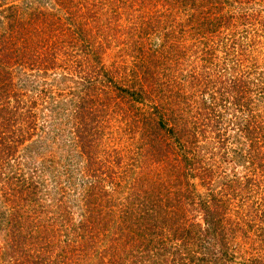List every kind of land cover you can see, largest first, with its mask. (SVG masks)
<instances>
[{
	"label": "rangeland",
	"instance_id": "374dc122",
	"mask_svg": "<svg viewBox=\"0 0 264 264\" xmlns=\"http://www.w3.org/2000/svg\"><path fill=\"white\" fill-rule=\"evenodd\" d=\"M224 3L247 26L264 23V0ZM176 18L185 22L187 11L157 6L151 14L138 0H0V264H264V190L248 198L247 139L225 130L235 115L219 117L226 150L193 113L204 98L164 112L180 133L199 125L194 151L184 155L202 164L188 174L180 153L174 175L159 145H173L176 134L155 124L151 87L135 94L142 66L154 67L149 48L167 69L165 91L191 84L196 48L166 56L161 37L145 33L148 23ZM228 36L223 28L217 40L228 46ZM238 52L230 59L241 60L243 77L264 72ZM83 105L91 108L86 119ZM212 209L225 216L220 227Z\"/></svg>",
	"mask_w": 264,
	"mask_h": 264
},
{
	"label": "trees",
	"instance_id": "16d2710c",
	"mask_svg": "<svg viewBox=\"0 0 264 264\" xmlns=\"http://www.w3.org/2000/svg\"><path fill=\"white\" fill-rule=\"evenodd\" d=\"M138 1L140 5L147 7L151 14L156 11L157 6H162L169 12L177 13L183 10L187 11L185 22H183V20H178V18L162 21L161 23L158 20L156 23H148L145 27V33L151 32L153 35L161 37L162 40H160L159 48L161 52L166 53V56L175 53L179 58L187 54L186 50L190 52V48H196L197 51V53L191 54L195 59L190 62L194 74H192L193 79L189 87L182 82H177L172 86L168 83L165 91L167 69L160 70V65L155 63L158 62L160 58L156 55L155 50L151 53L149 48L144 51V54L146 55V59L151 61V64H154V67L149 68V66L143 65L141 72L142 76L137 79L139 90L137 89L138 91H136V93L134 92L135 90H130V94L135 93L136 95H142L147 93V87H151L149 93L152 94L149 96V101L155 104V110H157L156 112L160 116L158 123L156 122L155 124L159 125V129H165L167 131L173 130V133L176 134V136H174L173 145L168 141L167 143L160 142L159 145V147L162 146L165 148L168 153V155H166V153L163 154V157H168L166 165L171 168L174 175L181 173L178 164L180 162L179 160H182L184 156L186 165H180L186 167V172L188 174L193 176L196 175L194 170L196 167L192 165L202 164L201 157L195 160L194 154L188 156L186 153L184 155V152L191 153L194 151L195 145L198 142L197 137L199 135L197 127L199 125L195 122L194 126L191 127L192 129L188 128L187 130L186 126L188 124L186 121L189 119L187 118L184 121L186 126L182 127L184 132L180 133L178 132L180 131L178 130L179 124H181L179 120L177 128V123L175 125L171 121L173 116L168 115L166 121L164 112H168L170 109L174 114L179 106H183L181 104L186 103V101L189 102L188 99H195L196 97H198V99L204 98L200 101L201 105L199 108L194 110L193 113L200 117L204 127H211L212 131H216V136L212 137L215 143L219 145L220 149L228 150L231 142L228 134L221 130L223 129L221 125L222 120L219 117L223 112L232 114V117L235 115V117L229 119L225 130L226 132H229L232 128L236 130V133L232 137L233 141L243 143L245 138L247 139L249 151L244 158V160L247 159L246 162L248 161L249 171L246 176V185L249 187L247 191L249 194L247 195L248 198H250L253 193H257L258 195L259 192L264 190V113L261 112V109H264V105L260 103V100L264 98V72L260 69L261 73H248L243 77L245 73L241 68V60L238 59L235 61L233 57L230 59V55L236 50L239 51L238 53H242V51L248 52L250 54V68L259 69L258 67H261L264 63V23H248L250 26H247V23L242 22L245 18L235 16L233 13L227 14L228 9L225 8V0ZM207 4L210 5L209 8ZM200 5L203 8L201 11L198 10V6ZM159 11L160 13L163 12H161V10ZM205 13L209 16H205ZM218 13L221 14L217 15ZM166 14L168 13L164 15ZM210 14L213 16H210ZM223 28L228 31V46L223 40H217ZM206 35L215 36L213 37V39L216 40L214 44ZM138 47H140L139 49L141 50V47L144 48L145 46L139 45ZM222 47H225L224 54L226 56L220 61L217 60L218 55L216 50L218 48L221 50ZM246 48L249 50H246ZM165 55L163 54V57ZM243 55L247 58L249 56L246 53ZM257 55H262V57H260L261 59L257 57ZM227 58L230 59V64L227 62ZM170 66L172 69L173 65ZM209 66H212L211 68H214L215 71L210 70ZM222 70L223 72L224 70H228V77L223 75ZM210 88L214 91L210 92ZM154 95L157 97L155 98ZM183 96L186 98L181 102ZM169 100H174L177 104L175 103L171 106ZM92 104L94 105L93 100ZM136 107L138 109L139 105ZM96 109L97 107L95 106V111ZM87 112L91 113V108L83 105V110H80L78 114L86 119ZM143 118L149 120L146 116H143ZM190 120L193 121L192 118H190ZM180 126H182V124ZM181 134H183L184 137ZM232 147V149L236 148L234 146ZM13 151L14 150L11 149L9 150V152ZM180 153H182V157H180ZM169 157H171L174 163L169 162ZM260 159L262 160L259 165L261 168L257 166ZM255 171L259 174H256ZM187 173L184 175H187ZM204 173L209 175V170L204 168ZM227 183V186L230 187L234 185L233 182ZM222 202L223 205L226 206V202ZM208 213L209 216H213L217 227H220V221H224L225 218L224 214L215 209H212V211L208 210ZM219 214H221V216ZM111 216H113V214H111ZM217 217L220 218L217 219Z\"/></svg>",
	"mask_w": 264,
	"mask_h": 264
}]
</instances>
